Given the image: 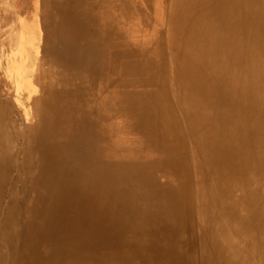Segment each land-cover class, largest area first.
<instances>
[{
  "label": "bare ground",
  "instance_id": "1",
  "mask_svg": "<svg viewBox=\"0 0 264 264\" xmlns=\"http://www.w3.org/2000/svg\"><path fill=\"white\" fill-rule=\"evenodd\" d=\"M123 2L6 0L0 264H264V0Z\"/></svg>",
  "mask_w": 264,
  "mask_h": 264
},
{
  "label": "rangeland",
  "instance_id": "2",
  "mask_svg": "<svg viewBox=\"0 0 264 264\" xmlns=\"http://www.w3.org/2000/svg\"><path fill=\"white\" fill-rule=\"evenodd\" d=\"M153 1V5L152 4H150L149 2L147 3V0H135V5L137 6V8L138 9H141L142 8V11L144 12H140L139 13V18H140V20H138V30H139V35H137L136 37H134V42L136 43V45H137V47L139 48V49H141L140 51H145L144 50V47L147 45V41H146V38L145 37H143L142 36V27L144 26V24H145V20H146V16H145V14H146V12L148 11V9H150L152 12H154V13H158L159 12V10H158V7H161V4L163 5V9H162V11H163V14H164V18H163V20L162 21H160V22H158V20L156 19V18H154V19H152V25H154V26H158V25H160V28H161V26L162 25H165V12H166V0H159V1H157V0H152ZM136 2H137V4H136ZM165 2V3H164ZM146 3H147V5H146ZM126 4V5H125ZM123 9H124V11L125 10H127V8L129 7V3H128V0H124V2H123ZM126 6V7H125ZM162 8V7H161ZM129 9V8H128ZM138 11H141V10H138ZM143 16V17H142ZM6 20V21H5ZM14 17L12 16V14L9 12V10H8V5H7V3H6V0H0V44L3 42V38H4V35H5V32H6V30H7V28H8V26H12L13 25V22H14ZM126 22V21H125ZM26 23H27V19H25V22H24V24L26 25ZM129 25V24H128ZM27 26V25H26ZM130 26V25H129ZM139 26L141 27V28H139ZM24 29V31H23V36H24V40H23V43H25L26 44V42L31 38V36H29L30 34L28 33H26V27L25 28H23ZM28 37H29V39H28ZM26 39V40H25ZM37 44H38V40H37ZM140 44V45H139ZM144 54H147L146 52H143V53H139V55L140 56H142V57H144L145 58V56L147 57V55H144ZM11 79V78H10ZM9 79V80H10ZM10 83H11V85L12 86H14V83H13V80L11 79L10 80ZM7 88H9V90L11 91V93L13 92V89L11 88V87H7ZM14 88V87H13ZM126 156L124 155L123 156V158H122V163H123V165H124V161H126ZM129 166V165H128ZM130 167V166H129ZM131 168V167H130ZM129 168V169H130ZM146 234H148V233H146ZM148 238H150V237H148ZM153 243H155L154 245L155 246H158V247H161V248H164L165 246L162 244V243H160V241H158L157 242V244H156V239H154L153 238ZM196 241H197V239H196ZM196 245H197V243H196Z\"/></svg>",
  "mask_w": 264,
  "mask_h": 264
}]
</instances>
